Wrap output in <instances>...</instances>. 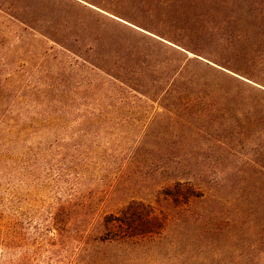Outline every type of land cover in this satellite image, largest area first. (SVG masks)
<instances>
[{
  "label": "rangeland",
  "instance_id": "1",
  "mask_svg": "<svg viewBox=\"0 0 264 264\" xmlns=\"http://www.w3.org/2000/svg\"><path fill=\"white\" fill-rule=\"evenodd\" d=\"M142 36L264 90V0H0V79L16 80L7 93L30 99L27 112L60 120L16 128L0 147V264H90L83 234L94 247L102 217L155 204L170 179L198 175L241 222L221 234L174 229L133 264H255L264 97L228 84L242 106H181L147 79L173 57ZM85 42L112 64L127 54L150 66L131 69L127 88L61 47L78 53Z\"/></svg>",
  "mask_w": 264,
  "mask_h": 264
},
{
  "label": "trees",
  "instance_id": "2",
  "mask_svg": "<svg viewBox=\"0 0 264 264\" xmlns=\"http://www.w3.org/2000/svg\"><path fill=\"white\" fill-rule=\"evenodd\" d=\"M138 40L144 42L146 47L154 42L173 57V63L162 62L160 78L147 79L149 82L159 83L165 93L178 96L181 106L200 110L242 106L243 102L226 92L228 84L234 85L236 90L264 97L263 89L255 88L246 82L241 83L238 78L213 68L209 63L200 62L198 59L192 60L179 50L146 36ZM114 41L118 43V40ZM61 47L127 88L136 87L132 80L126 78L131 76V69L137 67L136 69L142 72L144 68L150 66L149 62L142 60L143 58H138L139 56L128 58L127 54L112 64L95 46L86 45V42L78 53L68 50L65 45ZM132 63L134 64L131 65ZM15 81L14 78L0 79V147L5 149L12 146L16 128L26 135V132L29 133L37 126L50 128L60 121L54 117L55 113L45 110L27 112L25 106L30 99L7 93L6 89ZM191 96L193 98L190 100ZM261 102L260 100L259 103ZM172 105L175 104L172 102ZM260 107L264 110L263 103ZM16 113L18 115L14 118ZM194 179L195 181L184 178L170 179L157 192L155 204L135 200L117 213L102 217L98 226L101 232L94 240V247L91 246L89 234H83L82 258L90 264H133V256L142 251L147 243L166 238L174 229L178 232L184 226H192L200 235L221 234L232 230L236 223L241 222L238 214L227 218L229 212L222 207L223 200L217 197L218 194L213 191L212 186L207 187L208 183L204 181V177L198 175L194 176ZM255 183H264V175L255 176ZM202 185L208 189L205 190ZM255 200H258V203H255V264H264V188L255 186ZM113 250L118 252L111 255L103 254Z\"/></svg>",
  "mask_w": 264,
  "mask_h": 264
}]
</instances>
